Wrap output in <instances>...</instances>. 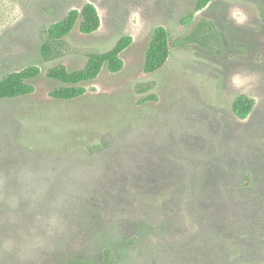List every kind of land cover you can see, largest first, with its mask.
I'll return each instance as SVG.
<instances>
[{
  "label": "rangeland",
  "instance_id": "obj_1",
  "mask_svg": "<svg viewBox=\"0 0 264 264\" xmlns=\"http://www.w3.org/2000/svg\"><path fill=\"white\" fill-rule=\"evenodd\" d=\"M88 2L99 28L85 34L77 24L60 56L45 60L46 29ZM234 11L245 23L235 22ZM202 19L216 25L223 51L182 43ZM159 25L169 32L170 52L149 73L146 51ZM125 35L132 42L119 72L104 67L81 83L78 98L50 95L62 84L47 76L50 68H82L90 53ZM31 64L41 68L34 93L0 99V163L32 157L58 174L57 186L67 179L74 187L68 234L43 264H141L144 216H168V205L200 181L202 242L214 249L208 233L222 236L225 263L213 262L208 249L199 260L264 264V0H211L201 9L197 0H0V79ZM239 96L251 107L245 118L233 112ZM194 225L190 236L187 226L177 227L166 250L198 251L200 222ZM172 257L163 264H176ZM196 257L189 264H199Z\"/></svg>",
  "mask_w": 264,
  "mask_h": 264
},
{
  "label": "trees",
  "instance_id": "obj_2",
  "mask_svg": "<svg viewBox=\"0 0 264 264\" xmlns=\"http://www.w3.org/2000/svg\"><path fill=\"white\" fill-rule=\"evenodd\" d=\"M211 0H197V9H201L206 6ZM79 25V29L82 33L89 34L95 32L100 26V17L97 8L92 3H85L80 9H71L67 14L59 21L53 23L45 31V40L41 43L39 52L45 59L55 58L60 56L64 48L65 37L74 29L76 25ZM182 43H197L200 46L208 48L211 52L223 51V41L216 25L207 19H202L197 22L193 30L181 39ZM132 37L129 35L122 36L118 39L115 45L106 52H93L87 57L86 63L82 68L69 70L65 66L60 65L52 67L47 71V76L52 79L60 81L62 84L56 87L50 92L53 98L58 100H71L78 98L85 93V87L81 85L83 82H89L94 80L101 70L106 67L110 72H119L123 66L124 61L121 57L122 52L131 44ZM170 52V36L168 30L159 25L151 33V38L147 47L144 69L146 72H154L161 68L166 62ZM41 73V68L37 64L28 65L20 70L13 71L2 79H0V99H12L28 96L34 93L35 86L32 80L38 77ZM251 107L246 105L243 101V96H239L233 103V112L240 118H245L250 113ZM201 183H193L197 191H189L184 195V198L179 199L177 204L171 202L170 211L168 216L164 217L155 215L157 217L144 216L145 220L142 227L146 228L141 240V264H163L164 259L168 256H173L170 261L176 259V264H181L182 260L186 264L192 261V254L197 253L196 261L199 264H205L202 260L206 259V252L202 249L211 251L215 256V263L224 262L222 256L223 251L220 248V244L223 241L222 236H211L216 243L214 249L206 247V243L202 237L205 236V229L201 227L203 225L202 218L204 212L202 210V198L201 193L198 190L201 189ZM182 204V205H181ZM181 205V206H178ZM178 213V214H177ZM201 216V219L199 217ZM156 222L158 225H155ZM200 222V235L201 241L198 244V251L191 249L185 250L184 253L177 255V252L166 250L167 245H173L170 238L175 232L176 228L181 224L185 225L190 231L195 229L194 224ZM176 224V226H174ZM147 233V235H146ZM154 237L157 241H153L152 245L148 243V236ZM137 237V236H136ZM136 240V238H135ZM209 244V243H208ZM222 251V253H221ZM251 254V251L249 250ZM217 256V257H216ZM180 258H183L182 260ZM66 264H100L95 260H88L82 258H75Z\"/></svg>",
  "mask_w": 264,
  "mask_h": 264
},
{
  "label": "clouds",
  "instance_id": "obj_3",
  "mask_svg": "<svg viewBox=\"0 0 264 264\" xmlns=\"http://www.w3.org/2000/svg\"><path fill=\"white\" fill-rule=\"evenodd\" d=\"M232 18L246 21L239 11ZM10 160L0 163V264H43L68 234L74 187L67 179L57 186L58 174L32 157Z\"/></svg>",
  "mask_w": 264,
  "mask_h": 264
}]
</instances>
